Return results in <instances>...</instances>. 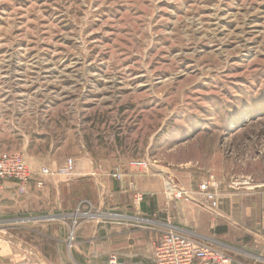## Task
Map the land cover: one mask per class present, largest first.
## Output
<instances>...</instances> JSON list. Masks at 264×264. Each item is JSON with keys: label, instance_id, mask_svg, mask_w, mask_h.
<instances>
[{"label": "rangeland", "instance_id": "rangeland-1", "mask_svg": "<svg viewBox=\"0 0 264 264\" xmlns=\"http://www.w3.org/2000/svg\"><path fill=\"white\" fill-rule=\"evenodd\" d=\"M83 144L148 160L167 193L195 186L181 201L205 204L203 183L219 202L218 186H251L264 175V0H0V149L53 168ZM5 204L0 233L49 251L55 224L28 218L56 211Z\"/></svg>", "mask_w": 264, "mask_h": 264}, {"label": "crops", "instance_id": "crops-1", "mask_svg": "<svg viewBox=\"0 0 264 264\" xmlns=\"http://www.w3.org/2000/svg\"><path fill=\"white\" fill-rule=\"evenodd\" d=\"M71 158V175H46L43 188L32 182L19 200L16 184L6 183L0 194L10 210L56 211L28 218L55 224L49 235L54 243L49 251L37 249L35 256L24 240L0 233V264H106L112 254L122 264H155V245L169 229L232 256L235 264H264V175L247 176L251 186L242 190L218 186L223 198L211 212L193 201L169 198L164 176L132 167L133 159L96 155L85 144ZM32 167L37 176L40 167ZM118 168L120 180L111 177ZM193 187H184L192 198L199 195ZM82 211L94 212L79 217Z\"/></svg>", "mask_w": 264, "mask_h": 264}, {"label": "built area", "instance_id": "built-area-1", "mask_svg": "<svg viewBox=\"0 0 264 264\" xmlns=\"http://www.w3.org/2000/svg\"><path fill=\"white\" fill-rule=\"evenodd\" d=\"M131 166L142 170H148L151 166L148 160H135ZM74 160L69 158L64 165L55 169L51 167H41L38 175L27 163L24 155L16 150L0 149V193L5 190L6 183L16 184L19 192L26 194L32 182L38 189L43 188L45 176L48 175H71L74 172ZM113 177L120 179L122 173L117 169ZM201 191L204 193L206 207L211 212H216L219 207V199L214 192L210 191V185L203 183ZM168 197L172 200H182L187 198L188 192L183 189H173L168 187ZM143 195L140 193L137 200L140 202ZM155 264H235V259L215 248L204 245L191 237H188L175 229H169L163 234V237L156 243L154 248ZM106 264H122L117 255L112 254Z\"/></svg>", "mask_w": 264, "mask_h": 264}]
</instances>
